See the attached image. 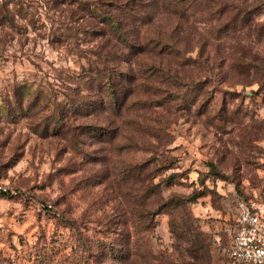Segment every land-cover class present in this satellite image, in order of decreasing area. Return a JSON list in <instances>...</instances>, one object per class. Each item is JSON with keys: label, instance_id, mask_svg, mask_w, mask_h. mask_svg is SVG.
Segmentation results:
<instances>
[{"label": "rangeland", "instance_id": "1", "mask_svg": "<svg viewBox=\"0 0 264 264\" xmlns=\"http://www.w3.org/2000/svg\"><path fill=\"white\" fill-rule=\"evenodd\" d=\"M227 1L257 5L251 25L199 10L190 54L209 69L149 96L142 125L137 108L85 107L95 41L64 7L0 0L17 23L0 24V264H221L237 199L264 202L263 68L244 67L264 65V0ZM109 116L115 137H97Z\"/></svg>", "mask_w": 264, "mask_h": 264}, {"label": "trees", "instance_id": "2", "mask_svg": "<svg viewBox=\"0 0 264 264\" xmlns=\"http://www.w3.org/2000/svg\"><path fill=\"white\" fill-rule=\"evenodd\" d=\"M51 1L54 7H64L67 11L70 19L68 26L73 36L82 34L95 41L90 48L94 58L87 66H82V80L88 97L92 98L85 97V107L109 109L113 115L121 114L124 107L128 110L137 108L139 111L135 113V122L142 125H146L148 116H151L148 112L149 96L162 105L154 95L172 92V87L189 83L199 63L208 68L209 58L205 60L190 54L198 38L194 27L197 12L201 10L204 17L209 19V24L215 17L223 16L221 19H224L227 16L224 26L235 21V24L241 22L242 27H247L251 25L252 14L258 9L254 4L248 6L227 0ZM9 12L6 5L0 4V24L16 27L14 15L10 16ZM261 25L264 27V23ZM262 66L253 60L249 67H244L254 72L263 68L264 79ZM73 90L81 93L82 86L77 85ZM114 123L113 118L105 117L101 124L95 123L91 130L97 137H115L117 129ZM73 135L77 137L74 131ZM135 137L133 134L131 140ZM133 143L137 144L138 141L134 140ZM173 176L171 174L169 178ZM149 179L147 197L150 198L155 195L158 185L153 182L154 176H149ZM160 209L155 212L147 210L149 220L160 214ZM195 237L198 239H193L187 251L194 260L203 261L204 256L199 254L203 244L199 235Z\"/></svg>", "mask_w": 264, "mask_h": 264}, {"label": "built area", "instance_id": "3", "mask_svg": "<svg viewBox=\"0 0 264 264\" xmlns=\"http://www.w3.org/2000/svg\"><path fill=\"white\" fill-rule=\"evenodd\" d=\"M235 221L221 264H264V202L237 199Z\"/></svg>", "mask_w": 264, "mask_h": 264}]
</instances>
